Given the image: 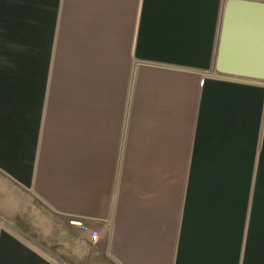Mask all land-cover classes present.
Listing matches in <instances>:
<instances>
[{
    "label": "crops",
    "instance_id": "obj_1",
    "mask_svg": "<svg viewBox=\"0 0 264 264\" xmlns=\"http://www.w3.org/2000/svg\"><path fill=\"white\" fill-rule=\"evenodd\" d=\"M224 1L0 0V264H264V83L213 72Z\"/></svg>",
    "mask_w": 264,
    "mask_h": 264
},
{
    "label": "water",
    "instance_id": "obj_2",
    "mask_svg": "<svg viewBox=\"0 0 264 264\" xmlns=\"http://www.w3.org/2000/svg\"><path fill=\"white\" fill-rule=\"evenodd\" d=\"M213 72L264 83V1H224Z\"/></svg>",
    "mask_w": 264,
    "mask_h": 264
},
{
    "label": "rangeland",
    "instance_id": "obj_3",
    "mask_svg": "<svg viewBox=\"0 0 264 264\" xmlns=\"http://www.w3.org/2000/svg\"><path fill=\"white\" fill-rule=\"evenodd\" d=\"M73 63H68L65 65L64 64V59H63V66H62V98H63V104H62V115L64 117H66L68 114H72L73 112H75V106L73 105V100L71 99L73 97V93L76 91L72 84L71 81L72 79H75L77 77V74L75 73V78H73V73L74 70L76 68V64L75 67L73 66ZM71 99V102H70ZM119 98H116V100L118 102ZM118 104V103H117ZM115 103V105H113L114 111L111 110V114L113 112H115L116 114H118V110L120 111V108H122V106H119ZM64 122V121H63ZM128 123L131 124L130 122L127 121V127H128ZM128 128H131L130 125ZM175 180L177 181L178 179L175 178Z\"/></svg>",
    "mask_w": 264,
    "mask_h": 264
},
{
    "label": "built area",
    "instance_id": "obj_4",
    "mask_svg": "<svg viewBox=\"0 0 264 264\" xmlns=\"http://www.w3.org/2000/svg\"><path fill=\"white\" fill-rule=\"evenodd\" d=\"M79 225H80L81 230H86V227H85V226H83V225H81V224H79ZM95 237H96V234L93 233V234H92V238L95 239Z\"/></svg>",
    "mask_w": 264,
    "mask_h": 264
}]
</instances>
